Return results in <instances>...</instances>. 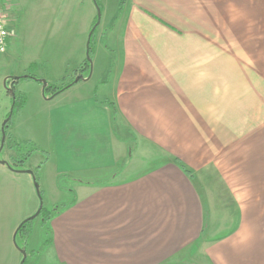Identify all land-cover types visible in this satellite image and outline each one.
I'll list each match as a JSON object with an SVG mask.
<instances>
[{
	"label": "crops",
	"instance_id": "obj_1",
	"mask_svg": "<svg viewBox=\"0 0 264 264\" xmlns=\"http://www.w3.org/2000/svg\"><path fill=\"white\" fill-rule=\"evenodd\" d=\"M4 3L11 19L8 55L23 28L25 38L33 20L45 13L55 20L61 6V0ZM125 3L84 80L54 98L44 97L42 83H24L31 90L24 93V116L50 121L40 133L24 135V142L53 151L38 172L44 204L50 211L73 201L48 222L42 245L50 241L33 262L264 264V175L244 170L252 160L236 156L250 145L238 143L236 119L246 116L242 105L252 86L264 84L261 67L247 60L251 46L240 43L252 34L248 22H264V0ZM63 5L70 18L80 0ZM94 19L90 10L82 37ZM222 37L228 45L222 46ZM60 55L43 45L24 52V75L52 83L46 75ZM77 57L81 68L87 48ZM33 67L37 74L30 73ZM7 78L0 124L12 101ZM30 106L33 112L26 113ZM226 150L232 158L222 156ZM13 152L8 149L2 160L9 166L0 164V264L23 263L16 231L41 208L38 165L11 170ZM236 166L243 171L224 168ZM238 183L245 191H236ZM37 247L31 236L27 251Z\"/></svg>",
	"mask_w": 264,
	"mask_h": 264
},
{
	"label": "rangeland",
	"instance_id": "obj_2",
	"mask_svg": "<svg viewBox=\"0 0 264 264\" xmlns=\"http://www.w3.org/2000/svg\"><path fill=\"white\" fill-rule=\"evenodd\" d=\"M2 3L3 8L6 10L9 9L7 5L4 3V0H0ZM59 0H55L57 3ZM63 1L61 0V6L59 9V17L55 20H52L49 18L47 13L43 14V16L40 17L41 20L36 21L33 20L31 22V27L29 28V31L27 32L25 38H24V28L23 32L20 33V36L18 38L17 43H15L14 50L11 52L10 55L8 54H0V89L3 88V81L4 79L8 77H21L24 76V52H29L30 50H33L35 48L40 47L41 45L46 47V49L49 48H55L56 50L61 51V55L58 59V64L55 65V70L53 73H51V76H48V78H52V84L54 86H65L66 84L71 83L73 80L76 79V72L79 70L78 68V53L82 48H87V43L89 40L90 33L92 29L95 27L94 34L92 36L91 41V53L90 57L92 60V66L94 64V57L97 52V48L104 49L108 45V33L106 31L111 30L119 20V17L121 15V12L126 6L125 0H80V6L78 7V11L73 15H71L70 18L64 13V7ZM124 1V3L121 5V2ZM11 3V1H9ZM9 4V3H8ZM122 6V10L120 11V7ZM99 9V11H98ZM90 10L93 12L95 19L94 23L92 25L90 24V29H88V37H82V31H84V25L88 19ZM8 11V10H7ZM9 12V11H8ZM100 12L101 17L99 21V25H96L98 23V13ZM35 14H32L31 18L34 17ZM114 16H116L114 18ZM24 19V18H23ZM10 16L8 21V28L10 29ZM24 23V21H23ZM48 25L53 27V31L48 32ZM111 26V27H110ZM247 27L249 28L248 35L250 34V37H247L248 41L242 38L241 45H244L246 42L248 45L251 46V53L247 54V60H250L256 64L259 65L262 69L263 74V81H264V22L260 21H252L247 23ZM222 29L223 25H222ZM37 32V33H36ZM228 39L222 37V46L228 45ZM239 45V40H238ZM82 47V48H81ZM81 48V49H80ZM103 58V57H102ZM87 59V57H86ZM86 59L84 60L82 66L84 65ZM65 62V64H63ZM45 63V62H42ZM59 65L61 68H59ZM44 69H46L48 64H43ZM34 70H32L31 74H37L34 73L36 71V67H33ZM39 69V68H38ZM255 72V71H254ZM55 78V79H54ZM39 80H44L48 83L46 79L38 78ZM30 81V82H29ZM24 83H33L31 80H21L17 82L15 85H13V88L15 91L14 93L18 97H22L24 100V97L27 100L26 94H31L30 88L26 86L24 88ZM26 85V84H25ZM8 88L12 87V82H8L7 84ZM252 95L248 97V101H246L242 105V109L246 110V116L238 117L236 119L237 125V141L238 143L246 142L248 145V149L245 150L244 155L241 154L240 150H237V158H249L253 162L252 167H245L247 169H244L243 166H236V167H224L229 172H235L239 173L244 170H252V173L261 174L259 172H263L264 175V84L261 87L258 86H252ZM70 89V88H69ZM260 89L261 91H258ZM68 90V89H67ZM66 90V91H67ZM258 91V93H257ZM7 93V92H6ZM24 93H26L24 95ZM9 94V93H8ZM1 95V94H0ZM46 97V96H44ZM251 98V99H250ZM1 102V97H0ZM238 104H240L238 102ZM4 103H0V111L4 113ZM8 114L6 117H3V120L1 119L0 127L3 126L4 122L7 120L12 106L13 101L8 105ZM0 112V115L2 116V113ZM32 106H30L26 113H32ZM27 119V121H26ZM49 120L45 117H36L35 115H27L24 116V107L22 109H17L12 113V117L10 122L8 123V126L6 128V142L4 146V151L2 152L0 159L3 160L6 157V152L8 149H13L14 152L17 155L16 158L11 159L10 162L14 163V161L21 159L23 156L31 155L30 158L27 159L26 162H22L21 166L24 168L23 170H29L30 167L36 166L35 164L39 166L40 164L43 166L45 165L48 160L50 159V154L53 151H44L40 149V145L37 142H33L31 140L24 142V135H32L40 133V130L42 128H45L49 124ZM247 127V130L245 129ZM246 132V135H245ZM11 135L14 137L13 140H11ZM17 140V142H15ZM16 144L20 145L22 147L21 152L19 153L17 151ZM252 147V149H250ZM13 152V153H14ZM222 156L224 157H231L230 151L227 152L223 151ZM38 154V157H32L34 155ZM232 158V157H231ZM257 163V165H256ZM41 166V167H42ZM37 167H35V170ZM230 174V173H229ZM49 175V174H48ZM37 184L40 186L39 180L37 181ZM247 185V184H246ZM236 191L238 193H241L245 191V183L237 184L235 187ZM41 191V188H40ZM42 192V191H41ZM254 200L260 201L259 194H256L253 196ZM248 199V198H247ZM40 204L43 208V213L41 216L37 217L35 220L30 222V231L31 236H33V243L35 242L36 245H38V249L36 252L27 251V261L25 264H36L34 259H38V257L43 253L42 248V241L43 238L47 235L46 225L43 223V216L45 212L48 211L46 204H44V193H41L40 198ZM33 217V215H32ZM26 220V219H25ZM24 220V221H25ZM48 227V225H47ZM30 236V237H31ZM29 240V239H28ZM28 250V245H27Z\"/></svg>",
	"mask_w": 264,
	"mask_h": 264
},
{
	"label": "trees",
	"instance_id": "obj_3",
	"mask_svg": "<svg viewBox=\"0 0 264 264\" xmlns=\"http://www.w3.org/2000/svg\"><path fill=\"white\" fill-rule=\"evenodd\" d=\"M123 3H124V1L121 2V5ZM122 6L120 7V11L122 10ZM93 34L89 38V42H88V46H87V59H86L84 65L79 70H77L76 79L77 78H79V79L85 78V75H84L85 72H87L86 76H89L90 73H91L92 60H91V57H90V53H91V41H92ZM21 80H34V81L42 83L41 80H39L37 77H35L33 75H30V74L24 75V76H21V77H9L8 80H7V83H6V84H8V82H12V87L9 88V90L13 91L14 90L13 85H15L17 82H19ZM75 80H73L69 84H66L65 86H59V87L58 86H54V85L49 84V83L46 82L45 86H43L44 96L49 97V98H54L58 94L66 91L67 89H69L70 87L75 85L76 84ZM80 81L81 80H79L78 82H80ZM9 90H7V91H8V93L11 96L12 101H13V112L15 110H17V109H22L23 107H25L26 98L24 97V100H23L22 97H18L15 93H14V97H13ZM13 92H15V91H13ZM8 123L5 126V130H6L7 126H8ZM16 147H17V151L20 153L21 150H22V147L20 145H18V144H16ZM30 157H31V155H27L25 157L23 156L22 161H21V159L14 161V163H12L10 165V169L13 170V171H16V172H25L26 170H23L24 168H22L21 164H22V162H26L27 159L30 158ZM41 166L42 165L40 164L37 167V169L34 171V177H35V181L36 182L38 181V172H39V169L41 168ZM41 193L42 192L39 189V197L40 198H41ZM72 202L71 203H66V204H63V205L55 206L52 210L45 212V214L43 216V218H44L43 219V223L46 225L47 234L49 233V229L47 227L48 222L52 218L58 216L64 209L70 207L73 204ZM42 213H43V208L41 207L40 208V212H39L37 217L41 216ZM37 217H35L34 219H32L31 217L26 219L24 222H22V224L19 226V228L16 231L15 242H16V246L20 249L21 252H24V253L27 252L28 239L31 236V231H30V225L29 224H30L31 221L35 220ZM49 241L50 240H48V241H46L44 243L42 251L48 245ZM23 257H24V255H23ZM26 261H27V257H26V260L24 261V264L26 263Z\"/></svg>",
	"mask_w": 264,
	"mask_h": 264
},
{
	"label": "built area",
	"instance_id": "obj_4",
	"mask_svg": "<svg viewBox=\"0 0 264 264\" xmlns=\"http://www.w3.org/2000/svg\"><path fill=\"white\" fill-rule=\"evenodd\" d=\"M9 12L3 8L0 1V54H4L8 50V39L10 38L8 21Z\"/></svg>",
	"mask_w": 264,
	"mask_h": 264
},
{
	"label": "water",
	"instance_id": "obj_5",
	"mask_svg": "<svg viewBox=\"0 0 264 264\" xmlns=\"http://www.w3.org/2000/svg\"><path fill=\"white\" fill-rule=\"evenodd\" d=\"M98 11H99V10H98ZM100 17H101V14H100V12H99V13H98V23H97L96 25H99ZM94 31H95V27L92 29L89 38H90L91 35L94 33ZM88 42H89V40H88ZM87 46H88V45H87ZM7 80H8V78L5 80V82H4V86L6 87L7 90H9V88L7 87V84H6V83H7ZM79 80H84V78H81V79L77 78V79L75 80V83H77ZM41 81H42L43 86H45L46 81H44V80H41ZM9 91L11 92L12 96L14 97V92H13L12 90H9ZM12 112H13V106H12L11 112H10V114H9V116H8V118H7V120H6V121L4 122V124H3V129H2V136H3V138H2V147H1V149H0V154H1V150L3 149L4 144H5V141H6L5 126H6L7 123L11 120ZM0 164H2V165H6V166H9V164H8L6 161H2L1 159H0ZM29 173H30V172H29ZM35 186H36L37 191H38V194H39V185L37 184V182H35ZM39 212H40V209H39V211L36 213V215H34V216L31 217V218L34 219L35 217H37L38 214H39ZM22 254L24 255V260H23V263H24V261L26 260V253L22 252ZM23 263H22V264H23Z\"/></svg>",
	"mask_w": 264,
	"mask_h": 264
}]
</instances>
